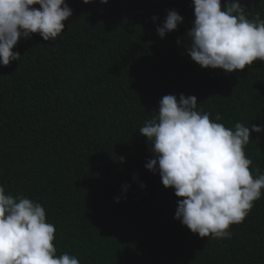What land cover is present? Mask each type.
<instances>
[{
    "label": "trees",
    "instance_id": "obj_1",
    "mask_svg": "<svg viewBox=\"0 0 264 264\" xmlns=\"http://www.w3.org/2000/svg\"><path fill=\"white\" fill-rule=\"evenodd\" d=\"M65 2L73 15L55 40L21 38L20 60L0 65L6 193L42 204L57 255L80 264H264V189L230 238L200 237L174 219L182 198L146 169L154 157L139 133L169 94L196 96L228 128L264 125V62L226 73L192 61V0ZM241 3L249 20H264V0ZM169 10L183 23L160 38ZM245 154L253 175L264 173V130L251 132Z\"/></svg>",
    "mask_w": 264,
    "mask_h": 264
},
{
    "label": "clouds",
    "instance_id": "obj_2",
    "mask_svg": "<svg viewBox=\"0 0 264 264\" xmlns=\"http://www.w3.org/2000/svg\"><path fill=\"white\" fill-rule=\"evenodd\" d=\"M192 4L194 21L186 33L192 61L226 73L264 62V20L259 13L249 20L241 0H225L223 6L222 0ZM72 15L65 0H0V65L20 60L13 49L21 38L38 33L44 41L55 40ZM181 23L183 17L169 10L157 35L164 38ZM158 105L157 115L139 129L154 157L146 169L158 172L163 186L182 198L174 219L200 237L230 238V226L244 220L264 189V173L257 168L254 176L253 161L245 154L251 132L260 133L264 125L237 122L228 128L218 122L219 116L211 119L198 110L193 95H165ZM129 187L122 186L124 193ZM114 199L118 203L120 197ZM54 240L55 227L47 222L44 206L23 195L14 197L0 185V264H80L68 253L57 255Z\"/></svg>",
    "mask_w": 264,
    "mask_h": 264
}]
</instances>
